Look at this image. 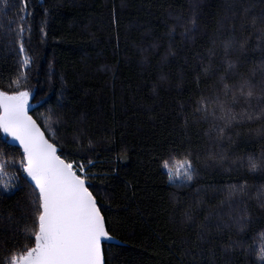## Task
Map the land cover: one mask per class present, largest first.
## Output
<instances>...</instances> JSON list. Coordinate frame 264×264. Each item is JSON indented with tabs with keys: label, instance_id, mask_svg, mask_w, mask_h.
<instances>
[{
	"label": "trees",
	"instance_id": "1",
	"mask_svg": "<svg viewBox=\"0 0 264 264\" xmlns=\"http://www.w3.org/2000/svg\"><path fill=\"white\" fill-rule=\"evenodd\" d=\"M18 91L84 165L121 243L105 264H264V0H0V92ZM22 159L0 131V264L35 245Z\"/></svg>",
	"mask_w": 264,
	"mask_h": 264
},
{
	"label": "snow or ice",
	"instance_id": "2",
	"mask_svg": "<svg viewBox=\"0 0 264 264\" xmlns=\"http://www.w3.org/2000/svg\"><path fill=\"white\" fill-rule=\"evenodd\" d=\"M28 63L25 57L23 64ZM14 83L18 85L19 80ZM28 97L27 91L13 95L0 92V131L18 141L23 149V171L38 189L39 201L38 230L28 229L29 235H34L35 245L23 254L14 255L12 264H104L102 239L110 237L86 184L84 165L79 166L81 175H77L73 163H66L57 155L56 145L45 138L36 121L28 115ZM51 124L49 117V129ZM164 167H168L167 162ZM187 178L190 180L191 175L187 174ZM0 186L9 187L2 180Z\"/></svg>",
	"mask_w": 264,
	"mask_h": 264
},
{
	"label": "rangeland",
	"instance_id": "3",
	"mask_svg": "<svg viewBox=\"0 0 264 264\" xmlns=\"http://www.w3.org/2000/svg\"><path fill=\"white\" fill-rule=\"evenodd\" d=\"M25 57H26V55L22 53L21 54L22 61L25 59ZM16 87H18V86H16ZM16 93H14V94H16ZM8 95H13V94H8ZM30 100H31V95L29 94L27 108L31 109L32 105L30 103ZM1 133L5 139H7L8 141L10 140L9 135L5 134L2 131H1ZM2 164H3V172L0 173V180H2L4 182V184L9 185V187L7 188V189H9L10 183L13 182L12 181L13 177H12V174L9 170L10 166L5 165L3 162H2ZM167 164H168V167L167 168L164 167V169H165V171H167V174L169 176V180L171 183H173L176 186H180V185L185 184L187 182L190 183V181L192 179V173L194 172V170H192L191 164H190L191 167L188 168L187 164H189V163H185L184 159H176V158H169ZM77 172L79 175H81V173H79L78 170H77ZM187 174L191 175L190 180L187 178ZM22 176L25 177V179H27V180L29 179V177L27 176V174L24 171L22 172ZM170 176H171V178H170ZM86 184L89 185L88 180H86ZM0 187L2 189H5L3 186H0ZM10 264H12V260H11Z\"/></svg>",
	"mask_w": 264,
	"mask_h": 264
},
{
	"label": "water",
	"instance_id": "4",
	"mask_svg": "<svg viewBox=\"0 0 264 264\" xmlns=\"http://www.w3.org/2000/svg\"><path fill=\"white\" fill-rule=\"evenodd\" d=\"M32 108L30 109V108H26V111H27V113H28V115L29 116H31L30 115V113L35 109V108H37L36 106H31ZM33 120H34V118H32ZM35 121V120H34ZM37 124V123H36ZM38 127H39V125H37ZM40 128V127H39ZM41 130V129H40ZM42 132H43V130H41ZM44 133V132H43ZM45 135V134H44ZM45 138H46V136H45ZM9 143L11 144V145H13V146H17L18 148H20V150L22 151V153H23V149L21 148V146L19 145V142L18 141H15L11 136H9ZM47 139V138H46ZM50 142V141H49ZM50 143H52V142H50ZM58 149V148H57ZM59 151V150H58ZM58 151H57V155H59V153H58ZM28 182H30L31 184H32V186L35 188V184H34V182H32L31 181V179H30V177H29V179H28ZM37 191H38V189H37ZM102 215V214H101ZM105 221V220H104ZM105 227H106V225H105ZM107 231V230H106ZM108 235H109V233H108ZM109 237L110 238H108V239H102V244H101V249H102V256H103V262H104V264H105V256L103 255V246L104 245H120L121 243H119V241L118 240H116L114 237H111L110 235H109Z\"/></svg>",
	"mask_w": 264,
	"mask_h": 264
}]
</instances>
